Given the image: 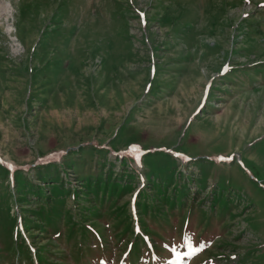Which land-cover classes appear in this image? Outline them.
I'll use <instances>...</instances> for the list:
<instances>
[{
    "label": "rangeland",
    "instance_id": "1",
    "mask_svg": "<svg viewBox=\"0 0 264 264\" xmlns=\"http://www.w3.org/2000/svg\"><path fill=\"white\" fill-rule=\"evenodd\" d=\"M187 248L264 264V0H0V264Z\"/></svg>",
    "mask_w": 264,
    "mask_h": 264
},
{
    "label": "trees",
    "instance_id": "2",
    "mask_svg": "<svg viewBox=\"0 0 264 264\" xmlns=\"http://www.w3.org/2000/svg\"><path fill=\"white\" fill-rule=\"evenodd\" d=\"M161 199H164L163 197H161ZM183 207L181 205V203L177 202V203H172L169 207V216L170 219L173 217V214H179L183 212ZM151 215L150 219H148L151 222L146 221L145 222V228L148 232L152 231V226L153 227H157V228H162L164 229L165 227L169 226V223H165V222H156L155 221V217H154V213L150 212L149 213ZM147 215V214H146Z\"/></svg>",
    "mask_w": 264,
    "mask_h": 264
},
{
    "label": "snow or ice",
    "instance_id": "3",
    "mask_svg": "<svg viewBox=\"0 0 264 264\" xmlns=\"http://www.w3.org/2000/svg\"><path fill=\"white\" fill-rule=\"evenodd\" d=\"M141 15H142V14H141ZM185 246L188 247V248H192V243H191V241H190V240H186V241H185ZM172 251H173V253H175V251H176L175 248H173ZM176 259H177V261H178V260L180 259V257L177 256Z\"/></svg>",
    "mask_w": 264,
    "mask_h": 264
},
{
    "label": "bare ground",
    "instance_id": "4",
    "mask_svg": "<svg viewBox=\"0 0 264 264\" xmlns=\"http://www.w3.org/2000/svg\"><path fill=\"white\" fill-rule=\"evenodd\" d=\"M9 7V6H8ZM5 10H7V8H5ZM9 12V11H8Z\"/></svg>",
    "mask_w": 264,
    "mask_h": 264
}]
</instances>
